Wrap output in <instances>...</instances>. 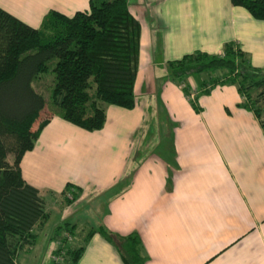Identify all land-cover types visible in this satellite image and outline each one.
<instances>
[{
    "label": "crops",
    "instance_id": "1",
    "mask_svg": "<svg viewBox=\"0 0 264 264\" xmlns=\"http://www.w3.org/2000/svg\"><path fill=\"white\" fill-rule=\"evenodd\" d=\"M87 7L88 0H0L32 27L48 10L70 16ZM127 7L139 23L134 106L101 104L105 120L93 131L51 116L21 156L22 179L44 199L66 183L78 188L72 201L103 198L92 226L136 232L144 264H264L263 128L236 106L233 85L202 94L207 77L177 83L166 69L195 50L219 54L228 41L263 67L264 21L229 0H127ZM165 134L164 155L153 153ZM64 222L73 232L83 224L75 216ZM76 264L122 263L93 233Z\"/></svg>",
    "mask_w": 264,
    "mask_h": 264
},
{
    "label": "trees",
    "instance_id": "2",
    "mask_svg": "<svg viewBox=\"0 0 264 264\" xmlns=\"http://www.w3.org/2000/svg\"><path fill=\"white\" fill-rule=\"evenodd\" d=\"M229 2L264 21V0ZM138 48L139 23L127 0H88L86 9L70 16L51 9L37 27L0 8V264H16L18 253L33 244L36 229L48 217L43 196L21 177V156L32 148L51 116L93 131L105 120L101 104L132 108ZM50 60H54L51 68ZM166 67L168 78L177 83L188 75L221 70L220 75L202 81L201 93L207 94L215 85H233L241 98L236 106L251 111L264 131V66H252L236 42L223 43L219 54L198 50L183 54L167 61ZM48 70L53 79L45 100L33 81ZM181 90L188 96L184 84ZM190 105L198 110L193 98ZM76 190L66 183L60 194H68L65 200L70 203ZM75 226L66 222L63 230L72 234ZM93 233L112 246L122 264H144L136 232L118 234L100 224L84 231L80 245L64 248L62 263L76 264ZM63 242L59 238L50 255L61 251Z\"/></svg>",
    "mask_w": 264,
    "mask_h": 264
},
{
    "label": "rangeland",
    "instance_id": "3",
    "mask_svg": "<svg viewBox=\"0 0 264 264\" xmlns=\"http://www.w3.org/2000/svg\"><path fill=\"white\" fill-rule=\"evenodd\" d=\"M54 60L48 62L49 68L52 67ZM221 70H216L213 72L205 73L202 72L198 76L201 78H211L213 76L220 75ZM193 77H198L197 75H192ZM53 74L50 70L40 74L38 78L33 81L36 89H41L42 95L46 100L50 95V88L52 85ZM50 80V81H49ZM38 81L41 85H37ZM49 82V87L46 86V83ZM203 94V93H202ZM45 113V109L41 111ZM40 112V113H41ZM261 118L264 120V112L261 115ZM162 130V129H161ZM137 138V136H135ZM162 140L160 141V139ZM168 139L167 135H159V142L155 148H152V152L164 155L165 140ZM11 156L7 155V160H10ZM66 198H69L68 194H51L50 196L46 195L44 205L45 210L48 212V217L45 223L38 229H36V237L33 244L26 250L20 251L17 255L16 264H63V250L65 247H76L80 245L83 240L84 231L92 226L95 221L99 220L101 217L103 206L105 202L103 198L89 199L88 202L84 201L82 197H76L74 201L67 203ZM100 204L97 209H94L96 204ZM104 203V204H103ZM78 217L82 220L79 229H77L72 235L63 230L64 221L69 219V217ZM71 219V218H70ZM60 227L58 234L54 235L55 229ZM63 238L64 247L61 251L56 254H51V251L57 247V240Z\"/></svg>",
    "mask_w": 264,
    "mask_h": 264
},
{
    "label": "built area",
    "instance_id": "4",
    "mask_svg": "<svg viewBox=\"0 0 264 264\" xmlns=\"http://www.w3.org/2000/svg\"><path fill=\"white\" fill-rule=\"evenodd\" d=\"M189 99H192L193 98V93L192 92H190L189 94H188V96H187Z\"/></svg>",
    "mask_w": 264,
    "mask_h": 264
}]
</instances>
